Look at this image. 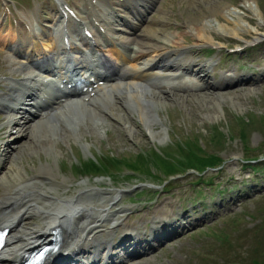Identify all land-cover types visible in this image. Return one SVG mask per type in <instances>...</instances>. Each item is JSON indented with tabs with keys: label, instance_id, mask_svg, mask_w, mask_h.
<instances>
[{
	"label": "rangeland",
	"instance_id": "374dc122",
	"mask_svg": "<svg viewBox=\"0 0 264 264\" xmlns=\"http://www.w3.org/2000/svg\"><path fill=\"white\" fill-rule=\"evenodd\" d=\"M247 1L162 0L149 12L148 19L151 21L153 34H157L154 30L161 28L162 22L170 28L164 30L168 33L174 31L175 27L186 31L184 22L193 20L209 24L207 34L212 36V43L226 47L230 44L226 41L232 37L234 42L230 45H245L253 39V34L243 35V39L240 33V38H237L238 36L228 34L227 30L249 27L253 33L264 32L262 29L255 31L256 27L259 28L258 23L264 25V0ZM33 8L30 10L33 11ZM212 10L216 13H211ZM47 11L49 8H44V13ZM184 35V43L190 47L187 52L191 53L196 69L206 60L197 57V52L204 44H198L197 47L192 44L194 37L190 33ZM185 53L181 55L184 60L189 57ZM224 65L228 68H232V65L235 67L236 78L244 76L251 79L220 89H194L188 94L176 91L170 93L168 88H165V92L163 88L152 91L153 96L150 92L149 96L154 101L156 98L162 101L152 106V114H156L159 122L148 125L154 132L165 131V137L150 135L137 118L132 102L110 100L93 118L84 112V118L75 126L68 125L65 120H58L56 125V117L51 115L45 120L47 124L43 122L27 130L25 135L16 138L14 146L8 148L7 163L3 169H7L8 174L16 180L26 175L36 180L37 168L41 165L49 166L54 179L42 181V188L50 187L54 193L68 197L83 193L82 191L91 187L92 191L88 193L94 191L90 201L95 204H104L106 198L119 192L117 206L113 209H123L119 215L123 216L124 228L139 227L154 214H176L191 208L197 210L201 207L196 205V198L206 197L209 204L205 210L211 218L185 228L162 244H157L152 250L123 264H255L253 260H261L262 255L254 238L264 231V196L261 197L264 194V172L259 170L258 174L248 173V169H242L241 158L245 154L258 153L263 148L264 140L260 130L250 123L244 124L242 119L254 116L258 121L262 117L264 125V70H259L264 69V42L247 56L239 53L223 57L222 66ZM201 70L204 71V67ZM211 73L206 72L204 81L212 82V77H208ZM149 103L151 102H148V106ZM143 113L145 117L151 115L149 111L143 110ZM240 125H246V145L238 139ZM32 131L33 134L30 135ZM220 133H223L224 144L221 146L224 148L219 154L225 160L224 166L221 171L209 173L206 177L210 176L213 186L221 190V193L206 188L202 182H195L198 177L196 173L180 175L181 177L164 185L162 181L144 175L127 179L119 177L113 181L100 172L90 170V173L101 176H83L75 169H70L74 162L94 158L93 151L95 155L102 152L114 157H132L141 150L150 149L170 150L169 153H172L177 150L176 139L198 141L202 138L206 143V139L214 134L221 141ZM228 135L235 138L229 139ZM48 138L54 140L51 150L40 147ZM152 168L155 173L163 172V168ZM3 169L0 170L1 177ZM3 179L1 178V183H9L2 181ZM252 184L255 185L254 188L250 187ZM103 191L110 194H102ZM84 194L79 199L87 198L86 193ZM210 195L212 199L208 200ZM222 197L224 199L220 203ZM197 216L201 217L202 214Z\"/></svg>",
	"mask_w": 264,
	"mask_h": 264
},
{
	"label": "bare ground",
	"instance_id": "6f19581e",
	"mask_svg": "<svg viewBox=\"0 0 264 264\" xmlns=\"http://www.w3.org/2000/svg\"><path fill=\"white\" fill-rule=\"evenodd\" d=\"M154 2L155 0H143L139 6L147 9ZM247 4L248 6H251L248 1ZM131 12L134 15H137L135 12ZM211 13L216 12L212 10ZM125 20L128 21L126 18ZM129 24H133L131 29L136 28L133 21L129 20ZM258 24L259 28L257 29L256 27L255 31H258L259 29L264 30V25H261L260 23ZM184 25L186 26L185 28L187 31L178 30V27H175L174 31H169L168 33L164 31L160 32L161 34H155L156 38L153 36H146L147 38L150 37L151 39L156 40V42H139L141 43L140 47H134L131 50V53H129L130 56L126 59L130 61L127 66L122 69V72L124 73V80H118L110 83V90L118 91L121 97L120 100L123 99L125 102L129 103L132 102L131 106L133 107V110L137 111V118L141 121L145 129L148 130L152 137H165V131L159 130L158 132H154L150 125H148L151 124V122H159L156 118V114H152L151 108L152 106L159 104L162 100L156 98L154 101L153 97H151L153 96V90H149L139 83L140 80H142V74L148 73L149 68L147 65L153 60L152 54L157 53V55L161 56L157 62H163L162 66H169V68L176 69V71H181V74H185L187 70L191 68V64L169 59L170 56L179 55L181 53L179 49H183L186 46L184 44V34L187 32L191 33L196 39L194 44H205L212 41V36L207 34L209 31V24L207 25L192 20V22H184ZM123 32L126 33L127 31L123 30L122 33ZM227 33L233 36H238L237 38H240V35L243 36L246 34H253V39L251 41L264 36V32L253 33L249 27L241 30L238 28H229ZM239 33L240 35H238ZM124 41L130 45L133 42V39H126ZM34 46L38 47V44H34ZM44 51L45 50L43 49L37 48L35 54L39 57ZM167 57L168 59L165 60ZM157 62H155V64ZM136 64H138V66ZM51 66L52 64L49 61H47L44 65L42 64V61L39 64L40 69H50ZM30 76V73L26 74V84L31 83ZM164 79L174 86L181 87V85H187L182 82V76H169ZM220 85L221 83L217 84V86ZM30 89V87H26L25 93L16 97V101L19 106L11 109V111L21 110L24 114L20 118L26 122H30L32 119L34 120L33 115L37 113L36 110H33L31 106H28L27 103H25L28 99L26 92L30 91ZM103 89V91L95 97H92L87 103H84L86 105L84 106L85 108L73 107V105L83 106V104L80 100L72 99L65 102L60 107H54V114L59 120L62 122L65 120L68 125L72 126H75L76 123L84 118V112H87L91 118L95 117L98 111L96 108L98 105L97 103L100 100H104L109 94L105 87ZM150 92H152L151 96H149ZM21 96L23 97V101H21ZM112 97L115 98L116 95H113ZM95 101L97 102L95 103ZM2 102L3 101L0 98V103ZM147 102H151L149 103V106L143 105ZM143 110L144 112L149 111L151 115L149 114L145 117ZM57 121L58 120L55 121L56 125L58 124ZM12 122L16 124L21 121L18 118H13ZM44 122L47 124L46 121ZM29 126L34 127V123L29 124ZM19 129L22 130L21 127H19ZM32 134L33 131L30 135ZM8 143H10L9 138L5 140V144L2 149L3 152H5L8 147ZM53 143L54 140L48 138L40 147L51 150V145ZM1 164L4 165V161L2 162L0 159V165ZM37 172L42 174V179H48L53 175L49 166L44 167L41 165L39 166ZM2 177L9 179L11 182V184H3V193H0V226L8 228L6 244L0 255L4 262L16 261L17 259L15 260L14 257H16L17 254L21 252L24 253L28 248L41 244L43 239L48 236V232L54 228H59L62 232L61 234L63 239L58 250L59 253H63L67 249L72 248L70 253L81 254L90 252L88 251L90 246L82 244L84 237L92 235V239L95 243V246L93 247H95L96 252L101 244L106 246L108 245L109 238L116 233L117 228L121 226V221L115 217V214L121 210L111 209L112 206L116 205V199L119 195L118 192L113 193L110 198L106 199V204L97 205L93 204L89 200L79 199L82 198L85 191H82L83 193L81 194L79 192L77 195H72L70 197H61L59 194L55 195L52 188L43 189L38 187L37 184L32 183L30 179H27V177L20 176L19 181H14L11 179L10 175H8L7 171H4V175ZM91 190L92 189L88 191ZM102 194H106V192H103ZM36 196L39 197L38 200ZM108 203L110 204V207L107 206ZM28 218L30 219L28 220ZM32 218H36L37 221H31ZM107 218L109 219L107 220ZM22 233H24V238ZM55 255L57 254H52L51 257L55 258ZM98 255V253H94L90 264L97 259ZM20 256L21 255H18V258ZM47 264H58V262L57 259H49Z\"/></svg>",
	"mask_w": 264,
	"mask_h": 264
},
{
	"label": "trees",
	"instance_id": "16d2710c",
	"mask_svg": "<svg viewBox=\"0 0 264 264\" xmlns=\"http://www.w3.org/2000/svg\"><path fill=\"white\" fill-rule=\"evenodd\" d=\"M243 122L244 124H252L255 129H259L260 131L263 132L264 134V128L258 127V126H264L262 124L263 118L260 117L258 121L255 120L254 116H247L243 117ZM257 122H259V125H257ZM245 125V126H246ZM244 125H240L239 128L241 132L239 133V138L241 141L245 142L246 139H244L245 132H246V127ZM220 136L222 140H218V137H215L213 134L210 138L206 139V145L213 144L215 148H221V144H224L223 140V133H220ZM234 136H229L228 138L231 139ZM190 141V140H189ZM219 146V147H218ZM169 151H165L164 149L157 151L154 149H151L150 153H139L137 157L134 159L132 158H127L125 160L121 161H116V159H113L111 157H103V156H98L97 162L92 161L87 164L85 169H89L94 172H109L111 171V175L113 174L114 171H118L123 167L129 168L133 170L134 172H140L144 173L146 175H152V166L157 167L160 166V168H163V173L167 175H174L177 173L184 172L185 170H188L190 168H195L198 170V172H202L204 170H208L209 168L217 167L220 166L221 163V158L217 156L214 153H208L205 152L201 144L193 139V142H191V148L187 147V149H181L178 148L176 151H173L170 153ZM174 153V154H173ZM175 153H177L181 158H178L175 156ZM261 154H264L262 152ZM118 159V158H117ZM249 159H255V157H246L244 160H249ZM123 163L122 165H120ZM98 166V167H97ZM115 175V174H114ZM262 239L264 240V236H261Z\"/></svg>",
	"mask_w": 264,
	"mask_h": 264
}]
</instances>
